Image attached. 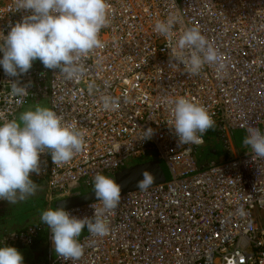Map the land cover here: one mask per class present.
Wrapping results in <instances>:
<instances>
[{
  "label": "built area",
  "instance_id": "built-area-1",
  "mask_svg": "<svg viewBox=\"0 0 264 264\" xmlns=\"http://www.w3.org/2000/svg\"><path fill=\"white\" fill-rule=\"evenodd\" d=\"M110 20L100 32L105 47L83 60L85 73L67 80L42 63L9 77L0 66V124L19 120L32 103L46 101L85 133V147L66 164L41 155V174L50 195L71 198L94 190V178L115 174L137 162H164L171 179L122 194L102 218L103 237L87 228L78 238L83 256L74 264H264V159L250 148L239 152L233 137L249 128L264 132V0H109ZM31 13L18 0H0V46L11 27ZM178 17L171 43L198 26L223 56L224 70L205 64L188 75L172 61L169 39L155 31L157 21ZM187 53V50H185ZM3 53L0 52V59ZM43 74V75H42ZM13 83L27 94L13 95ZM89 83L95 90L89 94ZM111 95L119 108H103ZM186 97L212 115L224 153L200 165L203 143L179 144L170 128L173 101ZM154 135L143 140L144 130ZM99 201L65 209L92 218ZM46 234L52 254L35 264H73L55 255L46 225L28 226L2 238L3 246L32 247Z\"/></svg>",
  "mask_w": 264,
  "mask_h": 264
},
{
  "label": "clouds",
  "instance_id": "clouds-1",
  "mask_svg": "<svg viewBox=\"0 0 264 264\" xmlns=\"http://www.w3.org/2000/svg\"><path fill=\"white\" fill-rule=\"evenodd\" d=\"M21 9L31 14L11 27L0 46V66L9 77L27 73L38 59L47 69H59L65 79L79 80L85 73L83 60L105 47L100 32L111 23L109 0H18V10ZM177 22L178 17L170 16L155 24V31L169 39L172 61L182 63L188 75L199 74L205 64L224 70L222 54L198 26L186 29L174 45L171 43ZM95 87L89 83V94ZM11 92L26 95L27 86L13 83ZM101 100L105 110L119 108L118 100L111 95H104ZM172 103L168 124L178 143H203V134L215 125L208 109L186 97H178ZM62 121L63 117L52 108L37 105L22 113L19 120L0 124V200L14 205L36 193L38 185L31 174H41L42 154L50 153L52 163L59 165L68 163L84 149V131ZM153 135L154 130L149 127L142 139H151ZM243 145L264 159V132L249 128ZM142 176L137 183L140 190L155 182V175L148 170ZM121 191L122 185L115 179L97 174L94 192L102 208L97 212L93 205L94 217L77 218L62 207L43 211L41 221L50 229L55 255L74 264L84 254L78 238L85 228L94 237L107 235L109 225L102 217L120 204ZM0 264H24V256L16 247H0Z\"/></svg>",
  "mask_w": 264,
  "mask_h": 264
},
{
  "label": "crops",
  "instance_id": "crops-1",
  "mask_svg": "<svg viewBox=\"0 0 264 264\" xmlns=\"http://www.w3.org/2000/svg\"><path fill=\"white\" fill-rule=\"evenodd\" d=\"M40 63H42V62L37 59L33 62V66H36ZM37 105L48 107V104L46 101H43L40 104L32 103V105L29 106V108H26L25 110H23L22 113H24L28 110H34ZM215 131H216V129H215ZM216 134H218L217 131H216ZM233 141H234L236 146H239L238 145V141H239V133L238 132L235 133V135L233 137ZM207 146H209L210 153H213V154H217L218 150L221 149V143L219 141H218L217 145H211V144L207 145V142H206V145L204 148H206ZM212 161H215V160H212ZM33 181L38 185V189H37L36 193L34 195L30 196L29 198L30 199H37V201L43 202V204L46 206V210L55 209V205L59 201L64 200L63 198H59L58 196L55 197L53 195H50L49 190H48L46 183L44 181L39 180V179L33 180ZM65 199H68V198H65ZM17 205L18 204H14V205L10 204V206H8V205L3 203L2 206H0V218H2L1 224L3 225L2 229H0V247H4L2 244V238L7 233L24 230L28 226L43 225L42 221H40V222L38 221L36 223H30L29 220L28 221L27 220H23V221L20 220L19 222H17L16 219L19 220V218H20L19 216H17V214H19V213L16 210L17 208H15V206H17ZM13 247H16L23 254L24 262L29 260V251L31 252V254H33V253H36L35 249L38 250L41 259H38L37 261H35L33 263H29V264H35L39 261L45 260L52 254L51 253L52 250L50 248V245L48 242V237L46 236V234L42 235V237L32 247H29V248H25V247H21V246H13ZM23 249H28L27 250L28 253H24Z\"/></svg>",
  "mask_w": 264,
  "mask_h": 264
},
{
  "label": "water",
  "instance_id": "water-1",
  "mask_svg": "<svg viewBox=\"0 0 264 264\" xmlns=\"http://www.w3.org/2000/svg\"><path fill=\"white\" fill-rule=\"evenodd\" d=\"M144 170L152 172L156 177L155 182L151 186L158 183L167 182L171 179L168 169L165 170L160 161L140 163L129 168H125L115 174V180L117 183L122 185L121 195L140 190L137 187V183L139 180L143 179L142 173ZM96 201H98V199L96 198L95 192L93 190L83 193L79 196L61 200L55 205V208L62 207L65 210Z\"/></svg>",
  "mask_w": 264,
  "mask_h": 264
},
{
  "label": "rangeland",
  "instance_id": "rangeland-1",
  "mask_svg": "<svg viewBox=\"0 0 264 264\" xmlns=\"http://www.w3.org/2000/svg\"><path fill=\"white\" fill-rule=\"evenodd\" d=\"M238 133H239V141H238L239 152H243L247 149L243 145L244 135L242 132L238 131ZM223 157H225V156H224V153L221 151V149L218 150L217 154H213V153H210L209 146H207L206 148H202L201 150H199V152L197 154L198 162L200 163V165H206L207 162H210L212 160L220 161L223 159ZM161 164L163 165L164 169L167 170L165 163L161 162ZM28 200H29V214L30 215H28L23 220H27V221L29 220L30 223H36L38 221L40 222L42 212L46 211V206L43 204V202L37 201V199L28 198L27 200L23 201L22 203L19 202L21 204L15 206V208L22 209V208L27 207L28 206V203H27ZM3 203L10 206V203L8 201L0 200V206H2ZM17 216H19V214H17ZM23 250H24L23 251L24 253H28V251H27L28 249H23ZM35 252L36 253L31 254V252L29 251V260L25 261L24 264L33 263V262L37 261L38 259H41L40 254H39L37 249H35Z\"/></svg>",
  "mask_w": 264,
  "mask_h": 264
},
{
  "label": "trees",
  "instance_id": "trees-1",
  "mask_svg": "<svg viewBox=\"0 0 264 264\" xmlns=\"http://www.w3.org/2000/svg\"><path fill=\"white\" fill-rule=\"evenodd\" d=\"M218 141H219L218 140V134H216V131H215L214 128H211L208 131L207 136H206V142H207V144L217 145ZM151 160H153V158H147L144 161L145 162H151ZM140 163H144V162H137L134 165H137V164H140ZM21 203H18V205L21 204ZM27 203H28V206L27 207L22 208V209H16L17 212L19 213V216H20L19 220L16 219L17 222H19L20 220L23 221V219H25L29 215V200H28ZM1 223H2V218H0V229H2V226H3ZM21 231H23V230L15 231V232H21Z\"/></svg>",
  "mask_w": 264,
  "mask_h": 264
}]
</instances>
